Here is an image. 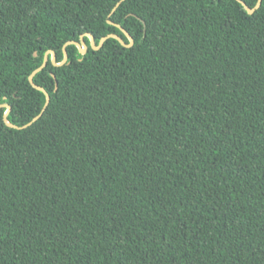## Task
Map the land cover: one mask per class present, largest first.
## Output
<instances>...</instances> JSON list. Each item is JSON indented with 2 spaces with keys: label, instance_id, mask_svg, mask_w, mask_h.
I'll return each mask as SVG.
<instances>
[{
  "label": "trees",
  "instance_id": "1",
  "mask_svg": "<svg viewBox=\"0 0 264 264\" xmlns=\"http://www.w3.org/2000/svg\"><path fill=\"white\" fill-rule=\"evenodd\" d=\"M241 1L0 0V264H264V0Z\"/></svg>",
  "mask_w": 264,
  "mask_h": 264
},
{
  "label": "water",
  "instance_id": "2",
  "mask_svg": "<svg viewBox=\"0 0 264 264\" xmlns=\"http://www.w3.org/2000/svg\"><path fill=\"white\" fill-rule=\"evenodd\" d=\"M240 1H241V0H240ZM241 2H242V1H241ZM242 3H243V5L246 7V9L248 10V12H249L250 14H253V13L255 12V10H257L258 8H260V6H261V4H262V0H259V1H258V4H257V6H256L255 9H251V8H249L244 2H242ZM119 5H120V3L118 4V6H119ZM116 8H117V7H116ZM116 8H115L114 10H116ZM118 27H119V25H118ZM122 30H123V29H122ZM124 32H125V34L127 35V37H128V38L130 39V41H131V44H130V45H126V44L124 43L123 39L120 38V37H118L117 35H109V36H107V37H104V38L101 40L99 46H97L96 43H95V39H94V37H93L92 35H88V36H89V38H90V40H91V45H92V47H93L94 50H99V49L104 45L105 41H106L107 39H109V38H112V37L115 38V39H117V40H119V41H120L123 45H125V46H131V45H133L134 41H133L132 37H131L126 31H124ZM69 44H75V45L79 48L81 54H83V55L86 54L87 51H88V46H87L86 42L84 41V37H82L81 43L70 42ZM50 54H52V62H53V64H54V65H57V66H58V65H61V64H64V63L67 61V59H68V55H67V53H66V51H65V59H64V62L61 63V64H59V63H57L56 55H55L53 52H48V53L46 54V56H45V59H44V63H43V65H42L39 69H37V70L33 73V75L31 76L30 79H31V82H32V83H33V78H34V76H35L37 73H39L41 70H43V69L47 66V64H48V60H49V55H50ZM36 55H37V54H36ZM35 87L38 88L39 90L44 91L45 94H46V96H47V102H46L45 108H44V110H43V112H44V111L46 110L47 106L49 105V102H50V96H49V94H48L43 88L38 87V86H36V85H35ZM7 108H8V110H7L6 114H5V119H6V120H7V116H8V114H9V112H10V110H11V108H10L9 106H7ZM43 112H42L39 116H37L36 118H34L30 123H28L27 125H25L23 128H27V127L31 126L33 123H35L38 119L41 118ZM9 124H10V123H9Z\"/></svg>",
  "mask_w": 264,
  "mask_h": 264
}]
</instances>
